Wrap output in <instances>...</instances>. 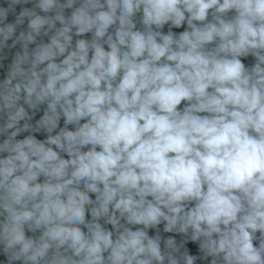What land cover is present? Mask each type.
<instances>
[{"label": "clouds", "instance_id": "9594fccd", "mask_svg": "<svg viewBox=\"0 0 264 264\" xmlns=\"http://www.w3.org/2000/svg\"><path fill=\"white\" fill-rule=\"evenodd\" d=\"M0 264H264V0H0Z\"/></svg>", "mask_w": 264, "mask_h": 264}]
</instances>
